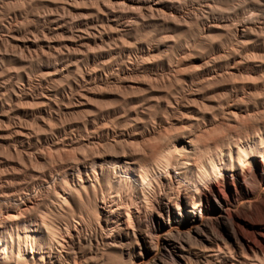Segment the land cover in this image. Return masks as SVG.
Wrapping results in <instances>:
<instances>
[{"label": "bare ground", "instance_id": "obj_1", "mask_svg": "<svg viewBox=\"0 0 264 264\" xmlns=\"http://www.w3.org/2000/svg\"><path fill=\"white\" fill-rule=\"evenodd\" d=\"M58 1L65 2V4L62 3L58 5ZM70 1L71 0H17L16 2L14 1V3H12L13 1H10V4L12 5V8H14L13 10L18 9L22 11H30L31 9H35L38 15L42 13L45 14V12L47 11L51 12V10H58V8H62L63 11H70ZM91 2L94 6V12L98 14V19H100L99 22L102 26H107L110 28L112 27L116 29V31L120 30L121 32L129 33L137 32L145 24H147L143 19V10H141V7L139 6L132 9L133 7H135L133 6L131 8V11L127 13L123 10L124 7L121 9L119 7L111 5V0H91ZM174 5L175 4L172 5L167 3V9H169V11L167 10L168 12L155 7V12L159 11L158 13H160L159 15H161L162 17H160L162 19L160 22H162L163 24H167L168 22H177L176 18H179L180 12L182 10L179 11V9H177ZM127 6L128 5H126V8ZM152 7L154 6H149L150 10H152L153 12ZM10 8L11 7H9V10ZM79 8H81V6ZM147 10L148 9H146V11ZM48 13L49 12H47V14ZM145 13L146 12H144L143 14ZM47 14L43 17H41L42 15L37 16L35 22L37 28H39V31L43 32L44 30L57 29L61 28L62 26H66V24H69L62 20H55ZM128 14L132 15V17L130 16L129 18V16H127ZM78 16H75L71 19L75 20V18ZM77 20L79 21V19ZM186 20L188 21V19ZM214 23L216 24V22ZM11 26H9L7 29H13V27ZM94 27L96 26H93V29ZM69 28L71 29V25L69 26ZM258 29L262 34V43L264 47V24H259ZM84 32L85 30L83 31V33ZM187 32L189 33V31ZM87 34L89 35V32ZM234 36L235 42L231 45L228 57H226L228 60L227 62L225 61V66L216 68L214 67L212 73L206 76H201L196 80L188 76L182 77V95H180V97L176 95V97L174 94H170L172 90L171 92L168 91V93H170L166 96L164 110H162L161 112H158L157 109L142 110L136 109L134 107L135 109H132L133 112L131 116L128 117L125 116V114H123L120 110H106L104 111V114H116L118 115V119L116 121L114 120V123L112 122L111 124H108V122H101V124L98 125L95 123L97 119V113L95 114L91 112L88 113V115L86 114L88 117V119L86 120L87 126H84L83 124V121H85L84 119H86L87 117H85L83 121L82 119L81 121H79L82 122L84 128L86 127V130L84 129L86 135L79 138L76 137L74 143L78 144L79 142H82L84 144L82 148L79 146L81 148L78 149L80 150V153L83 148L85 149V147L92 148V150L94 148V151L92 152V150L90 149L89 151H87L88 149H85V153L87 151V154L90 153V151L92 152L90 157L86 158L87 155L83 154V150L81 153L83 154L82 157L84 156V158L81 159L82 161L79 160L78 156L76 158H73L75 157L74 155L71 158L76 160L78 158L80 162H76L75 165H69L68 170L66 169V172H62V176L59 174L61 172L60 171L57 177H55L56 179L59 178V180L64 184L62 186L60 182L61 186L59 185L58 191L56 190V192L53 190L54 188L52 189V194L53 192H55V206L54 204H52L53 200L49 198L48 200H52V202L50 203V205H47L48 203L46 202L47 204L46 206H44V210L42 211L43 213L41 214V210L38 209V206L40 204L36 200L37 198L35 199L34 197H29V194V196H25L22 195V193H19V190H21L19 179L18 181L20 185H13V181L9 180L10 184L8 181L7 187H0V264H264V99L255 101L251 100L252 94L248 91L246 83L231 85L229 89H226L225 92L222 93V96L219 95V100H217L215 104L210 105L208 102H204V98H202V100L198 99L200 98L198 96V93L200 94V92L210 87V85L212 87V83H216L217 79L219 80V78L221 77H227L232 81H236V79H242L243 82L250 81L254 79L258 74V71L264 67L263 57L259 56L257 52L250 50L247 52L245 50L247 46H249L247 42L248 31L246 27L244 25L241 27L237 26L235 28ZM90 37H92V35ZM68 38L70 39V37ZM193 38L194 36L192 37V39ZM108 39L110 38L108 37ZM203 39L204 38H202V40ZM207 43V45H209L208 41ZM250 43H252V41ZM85 45L83 44L82 46ZM88 46L86 47L88 48ZM94 47L98 48L99 46L94 45ZM150 47L142 46L141 48L142 52L140 53H143V56L146 57V59H148L152 54L153 50ZM110 48L112 49V47ZM99 49L101 50V48ZM68 50L70 51V49ZM68 50L66 53L64 51L63 52L67 54L69 53ZM72 50H74L73 46ZM242 50H244L245 53L244 55L240 56L239 52H241ZM71 52L72 54L75 53V51L74 53L73 51ZM71 52L69 54H71ZM80 52L82 53L84 51ZM43 55L45 54L43 53ZM219 57L222 58L221 56ZM142 59L144 60L145 58L142 57ZM143 60H140V63H142ZM144 62L145 61H143V64L146 63ZM140 63L139 65H141ZM135 64L132 62L128 66H126V64H118L120 65L118 68L111 69V72H106L104 74L95 70H91L92 72L83 73V75H81V78H84L83 80L85 81L86 85L82 88V90H77L75 94L71 92V94L73 95H71V97L75 100L74 106L84 105L89 96L96 92L94 91V86H100V88L104 86V89L106 88L105 86L114 84L115 87V85H117L119 82L125 81L128 76L140 72L141 67L138 64L137 65L139 67H137ZM145 66L147 67V64ZM196 67L198 68V66ZM52 70L54 71L55 69ZM185 71L186 70L184 69V72ZM53 73H51V75ZM61 74H63V72ZM80 74H82V72ZM40 75L42 76L41 78H44L47 76L49 77L50 73L48 71H42ZM259 75L261 78L262 76H264L261 73ZM175 77H177V75H175ZM134 78L136 79V77ZM72 79L74 81L73 77ZM75 81L74 83H76ZM78 81L80 84V80ZM126 81L128 80L126 79ZM236 82H240V80ZM255 82H259V80L257 79ZM17 83H19V81ZM14 85H17L16 82ZM17 86L19 87L20 85ZM39 86H41V83L39 84ZM44 86L43 88H45ZM129 86L130 85H128V87ZM193 87H195L194 90ZM123 88H125L123 90L125 91L126 87ZM131 88H134V86L132 85ZM97 89L99 88L97 87ZM5 90L7 91V89ZM38 90L39 89L37 87V91ZM64 90L66 91V89ZM70 90L72 89L70 88ZM16 91L15 93H17ZM134 91H136V88ZM5 93L3 94L6 95ZM176 93L177 92H175V94ZM43 95L45 99V101L43 102L47 105L46 101L49 99V95ZM31 97L33 96L31 95ZM249 101L251 102L250 105L248 104ZM4 102L8 104L7 101L4 100ZM1 103L3 104V102ZM38 103L39 102L35 104L34 102L33 104H35V107L39 108L38 106L42 104ZM44 103L43 105H45ZM70 104L71 103H69V105ZM66 105H68V102L64 106ZM30 108H32L33 110L34 105L33 107L31 105ZM45 110L47 111L46 108ZM1 112L3 111L1 110ZM6 112L10 111L8 110ZM16 115L18 116V114ZM17 116H15L16 119ZM9 119L8 122L11 120ZM49 122L51 123V120ZM49 122H46L45 120V123L50 124ZM20 123L22 124V121H20ZM36 123L39 124V122L37 121ZM53 123H51V127ZM5 125H7V123H5ZM55 125L57 124L55 123ZM55 125L53 127H56ZM9 126L10 124L6 127L10 129L11 127ZM21 126H23V124L19 125V127ZM27 126L29 127V129H35H33V127L35 126ZM27 126L25 129H27ZM39 127L40 130H44V128H42V125L37 127L36 130L40 134V131L38 130ZM52 128L50 129L49 127L50 130H52ZM43 130H41V134L44 132ZM73 131L71 132L74 133ZM15 134L17 135V138L20 139L18 141L19 145H21V147L23 148V145L25 146V144H22L23 141L21 139L23 137H29L31 135L27 136L28 133L22 130H17ZM53 134H55V132H53ZM36 136L37 139H40L38 138V135ZM55 137L58 138L56 134ZM41 138L45 139L46 137L42 136ZM63 138H61L60 140H63ZM55 142L57 141L54 140V143ZM95 142L101 144V149L99 151L97 150L96 152L95 150L98 149V145L95 146L96 148L93 147V145L91 147L89 146L91 144H95ZM10 145L11 143L7 144V149L10 148V151L14 150L15 152H17L18 146L17 148L15 147L11 150ZM30 145L27 144L25 149H30ZM72 147L73 148H71V150L76 149L74 146ZM43 148L42 152L40 151L41 153H38L37 150V155L36 157H34L41 160L42 163H45L44 165L47 169H44V165L40 166L38 164L39 168L42 167L44 169L42 171L39 170L40 172L37 169V162L34 163L36 165L35 167H37L36 170H34L35 167L33 166V162L30 159L28 151V162L32 165V167H34L32 169L30 165L32 170L28 171L30 172L28 174L34 176V178L30 177V181L36 178H40L43 179V181L47 182L46 180L52 176V173L50 174L51 171H49V168L53 166L51 165L52 163L50 164L51 161L49 160L52 155L50 156L48 154H53V152H48V148L45 149L48 153L47 157L42 154L45 153V150ZM62 148H64V151L66 152L69 150L66 149L67 147ZM58 149L60 150V148ZM51 150L52 149H50V151ZM10 151L8 150V154L13 155V153ZM0 152L2 151L0 150ZM18 154L19 153H17L15 156H17ZM55 155H57V153ZM19 156L21 159V154L18 155V158ZM53 160L55 161V158H53ZM10 161L14 160L10 159ZM10 161L9 158L3 160L0 159V170L1 166L5 165L6 168V165H10ZM17 161L20 162L18 159ZM23 161V164L25 165L26 161L22 158L21 162ZM58 161L60 162L59 159ZM65 161L67 163L73 160L67 161L66 159ZM60 163L64 164V161ZM23 164L22 166L24 167ZM56 164H54V166ZM12 168L15 169L14 167ZM26 169L29 170L28 168ZM22 170L21 172H23ZM5 171L3 172V175L7 173ZM10 172L8 174H12ZM15 172L19 173L20 167L19 171L16 170ZM51 186L52 185H50L49 188ZM41 187L42 186H40V189ZM34 188L35 187H33L32 189L34 190ZM44 190L42 192H45ZM47 190L49 189L47 188ZM103 190H114L117 194V196H115L119 198V201L115 202L113 196H111V198L106 197L107 199L103 196H101L102 198H99L98 193H101ZM49 192H51V190ZM35 196L38 197L37 194ZM47 196H49V194H47ZM39 197L41 198L40 195ZM60 207L64 208L62 209L64 211L60 212ZM37 209L40 210V212L37 213L36 211V213H40V215H35V213L33 214V211ZM73 211H76V214H74ZM85 232H87L88 234H85ZM84 244H89V246L93 248L94 251L92 252L91 250L92 253H90L93 255L88 256V254L82 252L78 253L74 251V249L78 247L79 249H81L80 247H83ZM64 248L65 253L62 254L61 252ZM195 248L197 250H195ZM109 255L115 256L114 259L117 258L119 262H110L105 258V256Z\"/></svg>", "mask_w": 264, "mask_h": 264}, {"label": "rangeland", "instance_id": "obj_2", "mask_svg": "<svg viewBox=\"0 0 264 264\" xmlns=\"http://www.w3.org/2000/svg\"><path fill=\"white\" fill-rule=\"evenodd\" d=\"M10 1L11 2L13 1L12 3H14V1L16 2L17 0H2V1L0 0V75H1L0 76V120H1L0 121V136L3 135V136H1L2 138L0 137V150L2 151V152H0V154H1L0 159L3 160L6 158L7 159L9 158V161H10V159L14 160V161H10V165H6V168H5V165L1 166L2 171L0 170V174H2V175H0V178H1L0 179V184H1L0 187H2V186L7 187L9 180L13 181V183L11 182L13 185L19 184V181H18V179H19L20 184H21V185L19 184L21 187V190H19L20 192L19 191L18 192L22 193V195H25V196L30 195L29 197H32V198L34 197L35 199L37 198L36 200L40 204L38 206L39 208L38 207L37 208L40 209L41 212L38 209L34 210L33 214L35 213V215L38 212H40L42 214L43 213L42 211L44 210V206H46L47 203H48L47 205H50L52 200H53L52 204H54V202H55L54 193L56 192V190L58 191L59 185L60 186H61V184H62V186L64 185L62 183V181L59 180V178L58 179L55 178V177H57L58 173L61 171L59 174L63 175V173L68 170L69 165H71V164L75 165L76 162H78L79 160L82 161L81 159L84 158V156L82 157L83 154H86L87 157H86V155H85V157L89 158L91 153L94 151V148L92 150V148L85 147L86 150L88 149L87 151H89V149H90V150H92V152L90 151V153L87 154V151L85 153V149L83 148L82 151L84 150V153L81 154L82 151L80 153V150H78V149H81L82 146H84V144L82 142H79L78 144L74 143V140L76 139V137L79 138V137L86 135V132H85L86 127L84 128V126H87L86 120L88 119V117H87L88 113H91V112L95 113V114L97 113L96 114L97 119H96L95 123L98 125V124H101V122L102 123L108 122V124L109 123L111 124L112 122L114 123V120L116 121L118 119V115H116V114H114V115H112L110 113L104 114V111H106V110H109V111L110 110H115V111L120 110V111H122L123 114H125V116H128V117L131 116V114L135 108L136 109H142V110H145V109L146 110L147 109L148 110H156L157 109L158 112H161L162 110H164V104L166 101V96L171 92V90H172V92L170 94H174L175 96L177 95L178 97H180V95H182V89H183V82L181 80L182 77L188 76V77L196 80V79L200 78L201 76H206V75L212 73L214 67L216 68V67H220V66L221 67L225 66V63L228 60L226 57H228V53L230 51L231 45L234 44V42H235V36L234 35H235V28L237 26L241 27L244 25L248 31L247 42H248L249 46H247V48L245 50L247 52L249 50L257 52L259 54V56L264 58V47H263V43H262V34H261V31L258 29L259 24L260 25L264 24V0H178V1H176V0H156V1L155 0H152V1L151 0H129V1L128 0H118V1L117 0H111L112 1L111 5L119 7L121 9L124 7L123 10L126 11L127 13L129 11H131V8L133 6H135V7H133L132 9L137 8L139 6V7H141V10H143L142 11V15L144 16L143 19H144L145 23H147V24H145L139 31L129 32V33L121 32L118 29H117L118 31H116V29H114L112 27L110 28L107 26L106 27L102 26L101 23L99 22L100 19H98V14H96L94 12V9H93L94 6H93L91 0H83V1L82 0H71L69 2V6L71 7L70 11H68V10L63 11L62 8H60V9L58 8V10L57 9L51 10V12L47 11V12H49L48 14H47V12H45V14L44 13L38 14L39 16L42 15L41 17H43L44 15L47 14V15H50V17L55 19V20H60V21L62 20V21L69 23V24H66L67 27L62 26L61 28H57L58 30L57 29L44 30L46 32L43 31L44 32L43 33L42 31H39V28H37V26H36L35 21H36L38 15H37V11L35 9H33V10L31 9L30 11L29 10L28 11H22V10H18V9L13 10L14 8H12ZM62 3L65 4V2L58 1V5H60ZM149 3H151V4H149ZM167 3L172 4V5L175 4L174 6L177 9H179V11L182 10L180 12L179 18H176V20H177L176 23L175 22L174 23L168 22L167 24H163L162 22H160L162 20L161 19L162 17H161V15H159L160 14V13H158L159 11L155 12V10H154L155 7H158V9L160 8V10H165V11L168 10L169 11V9H167ZM117 4H121V5H117ZM79 5L81 6V8H79L80 7ZM126 5H128L127 8H126ZM148 5L154 6V7H152L153 12H152V10H150ZM165 6H166V8H165ZM9 7H11L12 9L10 8V10H9ZM128 7H130V8H128ZM146 9H148V10L146 11ZM52 12H53V14H52ZM67 12H69V13L71 12L73 17L71 15V13L69 14ZM144 12H146L147 14L146 13L143 14ZM74 13H75V15H74ZM66 14H68V15H66ZM184 14H187V15H184ZM85 15H86L87 19L85 18ZM223 15H225V16H223ZM75 16H78L79 18L76 17L75 20L71 19V18H74ZM127 16H129V18H130V16L132 17V15H130V14H128ZM26 17H28V18H26ZM80 17H81V19H80ZM77 19H79V21ZM186 19H188V21ZM213 21L216 22V24ZM253 22H255V23H253ZM209 23L211 26L209 25ZM11 24H12V26H11ZM213 24H214V26H213ZM20 25H22V26H20ZM70 25H71V29L69 28ZM9 26L13 27V29L8 30L7 28ZM91 26H92V28H91ZM93 26H96V27H94L95 30L93 29ZM17 28H19V29H17ZM96 28L98 29L99 32L97 31ZM84 30H85V32L83 33ZM70 31H71V33H70ZM173 31H174V33H173ZM187 31H189V33ZM88 32H89V35L87 34ZM165 33H166V35H165ZM59 34H61V35H59ZM99 34H101V35H99ZM195 34H196V36H195ZM43 35L44 36L46 35V36L44 37ZM91 35H92V37H90ZM193 36H194V38H193L194 40L192 39ZM206 36H207V38H206ZM209 36H210V38H209ZM28 37H29V39H28ZM68 37H70V39ZM108 37L110 39H108ZM74 38H75V40H74ZM202 38H204V39L202 40ZM207 41L209 42V45H207L208 44ZM251 41H252V43H250ZM203 42L204 43L206 42V43L204 44ZM85 43H86V45H85ZM105 43H106V45H105ZM48 44H49V46H48ZM83 44L85 46H82ZM88 45H90V46H88ZM94 45L99 46V47L96 48V47H94ZM139 45H140V47H139ZM72 46H73L74 50H72ZM86 46H88V48ZM142 46L143 47H150L151 46L150 48L153 50L152 51L153 55L151 54V56H149V58L147 57L148 59H146V57L143 56V53H140V52H142L141 51ZM89 47H91V48H89ZM110 47H112V49ZM67 48L70 49V51ZM99 48H101L102 51ZM67 50L69 51V53L71 51H73V53H74V51H75V53L76 52L77 53L72 54V52H71V54H69V53L65 54L67 52ZM78 50L84 51V52L81 53ZM88 50H90L91 52ZM128 50H130V51H128ZM207 50H208V52H207ZM121 52L124 54H122ZM43 53L45 55H43ZM127 53L128 54L130 53V54L128 55ZM244 53H245L244 50L239 52L240 56L244 55ZM196 56H198V57H196ZM219 56H221L222 58H220ZM142 57L145 59L143 60ZM214 57H215V59H214ZM212 58H213V60H212ZM153 59H155V60H153ZM140 60H143L146 63L144 62L145 64H143V61H142V63H140L141 62ZM148 60L150 63L148 62ZM131 62L134 64L136 63L135 65L137 67H139V66L141 67L140 68L141 73L138 72V73L134 74L135 76L133 74L131 76H128L126 78L128 81H126V79H125V81L119 82L120 84L118 83L117 85H115V87H117L118 89L114 87V84H109L108 86H105L106 88H104V89H103L104 86L101 88H100V86H94V91H96L97 93L95 92L96 94L95 93L91 94L89 96V98L87 99V101L85 102V103H87L88 100L90 99L88 103H90V101H91V103L90 104L84 103V105H81V106H78V105L74 106L75 100L71 97V95H72L71 92L73 94H75V92L77 90H82V88L86 85L85 81L83 80L84 78H81V75H83V73L92 72L94 70L101 72L103 74L106 72L109 73V72H111V69L118 68L120 66L118 64H122V65L126 64V66H128ZM139 63L141 65H139ZM67 64H69V65H67ZM146 64H147V67H149V68H147L145 66ZM47 66H49V67H47ZM51 66L52 67L54 66V67L52 68ZM181 66L184 68H182ZM196 66H198V68ZM95 67L97 70L95 69ZM201 67H203V68H201ZM63 68L64 69L66 68V69L64 70ZM78 68L81 70H79ZM52 69H55V70L53 71ZM85 69H87V70H85ZM165 69H166V71H165ZM184 69L186 70L185 71L186 73L184 72ZM187 70H189V71H187ZM210 70H211V72H210ZM42 71H48L50 73V76L44 77L46 79L41 78L42 76L40 74ZM56 71H57V73H56ZM59 71L61 73L63 72V74H61ZM53 72H55V73H53ZM79 72L80 73L82 72V74H80ZM145 72H147V73H145ZM51 73H53V74L51 75ZM260 73L264 75V67L258 71V74L255 76L254 79H252L250 81H244V82L242 81V79H238V80L236 79V81L240 80V82H236V81H232L231 79H229L227 77H225V78L221 77V78H219V80L221 79L220 81L217 79L216 83H212V87L210 85V87L205 89L206 91L204 90V91H202L203 93L202 92H200V94L198 93V96L200 97L198 99L202 100V98H204L203 99L204 102L206 101L210 105L215 104V102L217 100H219V95L222 96V93H224L226 89H229V87L233 84L239 85L241 83L247 84L248 91L251 92V94L254 96L253 97L251 95V100L255 101V100L264 99V93H263L264 92L263 91L264 90V86H263L264 85V76H262V78H261L259 75ZM190 74H192V75H190ZM10 75H11V77H10ZM175 75H177V77H175ZM53 76H55V77H53ZM72 77L74 78V81L76 80L75 81L76 83H74ZM134 77H136V79ZM9 78L11 81L9 80ZM129 78H130V80H129ZM257 79L259 80V82H255ZM46 80L49 82H47ZM78 80H80L81 85L79 84ZM260 80H261V82H260ZM2 81H4V82H2ZM18 81H19V83H17ZM15 82L17 85H20V86L18 87L17 85H14ZM65 82H66V84H65ZM67 82H68V86H67ZM6 83H8V84H6ZM30 83L32 84L33 87L31 86ZM40 83H41V86H39ZM70 83L73 85H71ZM126 83H128V84H126ZM131 84L134 86V88H131V86H132ZM121 85H123V86H121ZM128 85H130V86L128 87ZM24 86H25V88H24ZM29 86H30V88H29ZM43 86L45 88H43ZM118 86L120 87V89ZM37 87L39 89L38 91H37ZM39 87L40 88L42 87L41 90ZM69 87L72 90H70ZM97 87L99 89H97ZM123 87H126L125 91H123L125 89ZM135 88H136V91H134ZM5 89H7V91ZM51 89H52V91H51ZM64 89H66V91ZM194 89H195V87H193V90ZM14 90L15 91L17 90L16 92L18 94L15 93ZM102 90H103V92H102ZM104 90H105V92H104ZM120 90H122V91H120ZM5 91H6V93H5ZM168 91H170V92L168 93ZM34 92H35V95H34ZM66 92H67V94H66ZM121 92H123V93H121ZM175 92H177V93L175 94ZM3 93H5L6 95H4ZM9 93H12V94H9ZM99 93H101V94H99ZM15 94H17V95H15ZM43 94H46V96L49 95L48 96L49 99L46 101L47 105L43 102V101H45ZM133 94H135L136 96ZM23 95H25V96H23ZM31 95L33 97H31ZM67 95H69V96H67ZM11 96H13V97H11ZM36 96H38V97H36ZM35 97H36V99H35ZM50 97L52 98V101H51ZM4 100L7 101L8 104H6V102H4ZM41 100H42V102H41ZM55 100H58V101H55ZM1 102H3V104ZM27 102H28V105H30V106L27 105ZM34 102H35V104L37 102H39L38 104L41 103L42 105H39L38 106L39 108H37V107H35V104H33ZM61 102L63 103V105ZM67 102H68V105L64 106L65 104H67ZM43 103L46 106L43 105ZM69 103H71L70 104L71 106L69 105ZM94 104H95V106H94ZM248 104L250 105L251 102L249 101ZM10 105H12V106H10ZM31 105H32V107L34 105V108H33L34 111L32 110V108H30ZM67 106H69V107H67ZM45 108L47 109V111L45 110ZM130 109L131 110L133 109V110L131 111ZM1 110L4 113L1 112ZM8 110L10 112H6ZM59 110H60V112H59ZM37 111H39V112H37ZM26 112H27V114H26ZM31 113H33V114H31ZM16 114H18V116ZM37 115H38V117H37ZM15 116H17V119L15 118ZM9 117L11 120L9 119ZM40 117H42V118L44 117L43 120ZM47 117H48V119H47ZM85 117H87V118L84 119ZM22 118H24V119H22ZM8 119L10 120L9 122H8ZM44 119L46 120V122H49L50 120H51V123L55 122L57 125H55V123H53L52 127L55 125L57 127V130H56V127H53V128L51 127L50 122H49L50 124L45 123ZM81 119H82V121H83V119L85 120V121H83L84 126H83L82 122H79V121H81ZM112 119H113V121H112ZM35 120L37 122H39L40 125L38 123H36ZM13 121H15V122H13ZM20 121H22V124L24 127L23 126L19 127V125H22L20 123ZM60 122L62 124H67L69 122L70 124L68 123L67 125H62ZM5 123H7V125H5ZM71 123H73V124H71ZM9 124H10L9 127H11L12 129L11 128L9 129L8 127H6ZM25 125L26 126L31 125L32 127L35 126V127H33V129L35 128L34 130H36L38 126L42 125V128H44V130L43 129H41V130H43L44 132L41 134L40 127L38 128V130L40 131V134L37 130L34 131L32 129H29L28 126H27V129H25L26 128ZM59 125H61L62 127ZM13 126H14V128H13ZM49 127H50V129L52 128V130H50ZM16 129L19 131L20 130L26 131L28 133L27 136L31 135V136H29L30 139H29V137H23L21 139L23 141L22 144H25V146L23 145V148L21 147V145H19L18 141L20 139H18L17 135L15 134V132L17 131ZM29 131H30V133H29ZM52 131L55 132V134L57 135L58 138L55 137V134H53ZM71 131H73L74 133H72ZM36 132H38V133H36ZM73 134L75 135V137ZM36 135H38V138H40V139H37ZM10 136H12V137H10ZM42 136H45L46 138L45 139L41 138ZM64 136H66V137H64ZM70 136H71V138H70ZM60 137L61 138L64 137L63 140H60L61 139ZM23 139H25V140H23ZM54 140L57 142L54 143ZM52 142H53L54 146H53ZM10 143H11V145H10L11 150H12V148H15V147L17 148V146H18L17 152H15L14 150L10 151V148L7 149L8 148L7 144H10ZM13 143L14 144L16 143L15 144L16 146ZM27 144L28 145L31 144L29 146L30 149H28V150L25 149ZM47 144L48 145L51 144V145H49L50 147ZM92 145H93V147H95L97 145L99 146V147L97 146L98 149H96L95 152L97 150L99 151L101 149L100 143L95 142V144H91L89 146L91 147ZM60 146L65 147V148L67 147L66 149L67 150L69 149V150L66 152V151H64V148H62ZM72 146H74L77 150L76 149L71 150V148H73ZM56 147L60 148V150ZM42 148L44 150L47 149L48 152H53V154H48L47 151L45 150V153H42L43 155L47 156V154H48L50 156L52 155L51 157L55 156L53 158H55L56 162L51 157L49 159L51 161L50 164L52 163L51 165H53L52 166L53 168L52 167L49 168V171H51L50 174L52 173V176L50 175L51 177H49L46 180L47 182L43 181V179H40V178L39 179L36 178L38 181L36 179L30 181V179H31L30 177L34 178V176H31L30 174H28V173H30L28 171L32 170L36 166L34 163L37 162L36 164L37 165L39 164L40 166L45 164V163H42L41 160H39L38 158H34L37 155V150H38V153H41ZM49 148L52 150L50 151ZM55 148L58 150V152ZM62 149H63V152H62ZM8 150L10 152H12L13 155L8 154ZM25 150L27 151V153ZM28 151H29L30 159L33 162L34 167H32V165L28 162L29 161ZM30 151H32L35 155ZM35 151H36V153H35ZM64 152H66V153H64ZM17 153L21 154L22 158L25 159V161H26L25 165H27L28 167L23 164L24 161L21 162L22 158L20 159V156L18 158L19 154L17 156H15ZM25 153L28 157L25 155ZM56 153H57V155H55ZM70 153H72V154H70ZM31 154H33V155H31ZM74 155H75V157H73ZM77 156H78L79 160H78V158H77V160L73 159V158H76ZM69 157L70 158L73 157V158L70 159ZM17 159L20 162H18ZM58 159L60 160V162L64 161V164L62 163L63 164L62 165L58 161ZM63 159H65V160L67 159V161H69V160H73V161L75 160V161L74 162L69 161L66 163V161ZM21 163L24 165V167L22 166ZM54 164H56L55 165L56 168H55ZM30 165H31L32 169H31ZM39 165H38V168L35 167L34 170H36V168L38 169V171L39 170L42 171L44 169H47L45 165H44V169L42 167H40L41 168L40 169ZM15 166H18V167H15ZM63 166H65V167L67 166V167L65 168ZM12 167H14L15 169L17 168L16 170H18V171H19V167H20V172L22 169H25V170H22L23 171V172H21L22 174L20 172L16 173L15 172L16 170L13 169ZM4 168L6 169V171ZM26 168H28L29 170H27ZM52 169H54V170H52ZM4 171L7 172V173H5V175H3ZM9 172L12 174H8ZM13 174H14V176H13ZM7 176H9V177H7ZM10 176H12V177H10ZM4 179H5V182H4ZM21 180H22V182H21ZM10 181H9V184H10ZM53 181H55V182H53ZM60 182H61V184H60ZM57 183H58V185H57ZM49 184L52 185L51 186L52 188L50 187L51 189L49 188V186H50ZM40 186H42L41 189H40ZM28 187H29V189H28ZM33 187H35L34 190L32 189ZM55 187H56V189H55ZM47 188L49 190H47ZM52 189L55 191V192H53V194H52V191H53ZM22 190L23 191L25 190L27 193L24 191L26 193L25 194ZM43 190L45 192H42ZM50 190H51V192H49ZM31 194H33L34 196ZM36 194L38 197L35 196ZM38 194L41 196L42 199L39 197ZM47 194H49V196H47ZM115 195L117 196V194L114 190L113 191L112 190H110V191L103 190L101 193L100 192L98 193L99 198L101 196H103L105 198L106 197L111 198V196H113L115 202H117V201H119V198H117ZM44 196H45V198H44ZM46 197H48V198H46ZM49 198L52 200L51 201L48 200ZM43 199H45V200H43ZM55 205L56 204H54V206ZM60 208L61 209L58 208L60 212L64 211V210H62L64 208H62V207H60ZM36 211H37V213H36ZM73 212H74V214H76V211H73ZM40 213L37 215H40ZM85 234H88V233L85 232ZM86 247H88V248H86ZM80 248L81 249H79V247L75 248L74 251H76L78 253L82 252V253L88 254V256L93 255L90 253H92L94 250L91 246H89V244H84L83 247H80ZM79 250H81V251H79ZM91 250H92V252H91ZM195 250H197V249L195 248ZM61 253L62 254L65 253V248L62 250ZM109 257L112 260H110ZM105 258L108 259L110 262H114V261L119 262L117 260V258L114 259L115 256H113V255L105 256Z\"/></svg>", "mask_w": 264, "mask_h": 264}]
</instances>
